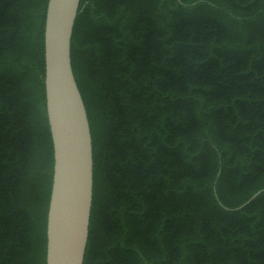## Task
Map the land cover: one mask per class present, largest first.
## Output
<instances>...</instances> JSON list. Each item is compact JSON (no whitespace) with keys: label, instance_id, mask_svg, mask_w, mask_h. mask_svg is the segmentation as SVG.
Returning <instances> with one entry per match:
<instances>
[{"label":"trees","instance_id":"obj_1","mask_svg":"<svg viewBox=\"0 0 264 264\" xmlns=\"http://www.w3.org/2000/svg\"><path fill=\"white\" fill-rule=\"evenodd\" d=\"M46 5L0 0V264H45ZM70 60L93 159L82 264H264V0H79Z\"/></svg>","mask_w":264,"mask_h":264},{"label":"water","instance_id":"obj_2","mask_svg":"<svg viewBox=\"0 0 264 264\" xmlns=\"http://www.w3.org/2000/svg\"><path fill=\"white\" fill-rule=\"evenodd\" d=\"M78 5L79 0H47L45 11V110L53 149L45 264H82L88 236L93 187L92 144L85 106L70 60V40Z\"/></svg>","mask_w":264,"mask_h":264}]
</instances>
